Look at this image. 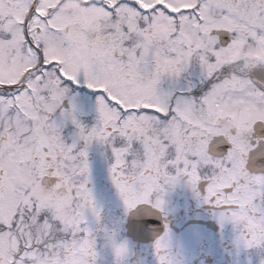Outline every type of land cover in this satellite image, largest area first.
Returning <instances> with one entry per match:
<instances>
[{
	"label": "snow or ice",
	"instance_id": "1",
	"mask_svg": "<svg viewBox=\"0 0 264 264\" xmlns=\"http://www.w3.org/2000/svg\"><path fill=\"white\" fill-rule=\"evenodd\" d=\"M181 184L264 264V0H0V264H178Z\"/></svg>",
	"mask_w": 264,
	"mask_h": 264
},
{
	"label": "flooded vegetation",
	"instance_id": "2",
	"mask_svg": "<svg viewBox=\"0 0 264 264\" xmlns=\"http://www.w3.org/2000/svg\"><path fill=\"white\" fill-rule=\"evenodd\" d=\"M65 7L76 10L79 0H65ZM167 200L170 211L166 220L160 218L161 226L167 222L174 237L186 240V237L193 235L196 241L192 249L196 252L195 256L187 255L188 249H178L173 245V253L177 252L175 257L178 264L189 261L193 264H233V261L235 263L237 260L244 262L243 258L234 257L238 250L234 243L232 225L226 223L221 227L211 206L197 201L191 191L182 184L169 193ZM150 245L151 243H148L138 247ZM148 260L155 263L153 259Z\"/></svg>",
	"mask_w": 264,
	"mask_h": 264
},
{
	"label": "rangeland",
	"instance_id": "3",
	"mask_svg": "<svg viewBox=\"0 0 264 264\" xmlns=\"http://www.w3.org/2000/svg\"><path fill=\"white\" fill-rule=\"evenodd\" d=\"M73 11H75V9H72ZM9 83H13L15 81H8ZM85 91H87L86 89L85 90H82V95H84ZM169 203V202H168ZM112 212L113 214H116L118 215L119 214V209L115 206V204L113 205L112 207ZM174 237V236H173ZM195 237L193 235L189 236V237H186V240H181V239H178L176 237H174V245L177 246L178 249H183L184 250H187L188 249V253L187 255H191V256H195L196 255V252L192 249H194V245L196 244V241L194 239ZM147 250L145 252H141L140 255L142 256L143 260H144V264H153L152 262H149L148 259H153V261L155 262L154 260V257L152 255V251H151V247H146ZM144 254V255H143ZM174 255H177V252L174 253ZM235 258L238 257V259H244V254L243 252H236L235 253ZM238 261V262H237ZM235 263L233 261V264H244V262H241L239 260H237ZM155 264V263H154ZM185 264H193L191 261L185 263ZM202 264V263H201ZM214 264H223L222 262H219V263H214Z\"/></svg>",
	"mask_w": 264,
	"mask_h": 264
},
{
	"label": "water",
	"instance_id": "4",
	"mask_svg": "<svg viewBox=\"0 0 264 264\" xmlns=\"http://www.w3.org/2000/svg\"><path fill=\"white\" fill-rule=\"evenodd\" d=\"M161 229H162V226H161ZM152 239L153 237L151 235H148V236H144V237H141L138 239V244H147V243H150L152 242Z\"/></svg>",
	"mask_w": 264,
	"mask_h": 264
}]
</instances>
